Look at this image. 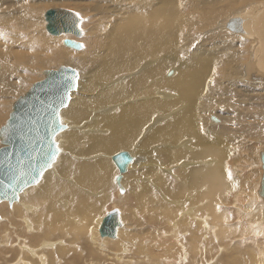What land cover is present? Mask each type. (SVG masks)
Instances as JSON below:
<instances>
[{"label":"bare ground","instance_id":"bare-ground-1","mask_svg":"<svg viewBox=\"0 0 264 264\" xmlns=\"http://www.w3.org/2000/svg\"><path fill=\"white\" fill-rule=\"evenodd\" d=\"M159 1L162 4H166L164 7V16H159L152 21L143 19L141 18V11L147 4L141 0L132 2L128 8L136 10L137 12L128 20L118 23L119 29L113 36L109 37L110 46L98 59L99 69L95 70L94 80L97 79L98 84L101 83L102 85L99 107L93 113L90 112L87 114L86 110L80 107L78 103L73 105V97L80 90L81 74L82 72L89 71L88 63L93 57V52L85 49L77 52L61 49L58 48V43L54 45L48 42L45 36L41 38V34H38L43 40L42 42L47 52L54 51L51 59L47 57L42 59L39 56L24 59L20 52H18L19 54L17 53L25 65L34 64L40 67L61 63L72 66L74 69L76 68L75 70L79 73L76 89L71 91L67 104L59 111L60 116V112L70 101L68 107L61 114L62 119L67 122L68 127L59 134L61 136L68 135L66 137L67 140L63 138L67 145L58 146L59 152L52 166L42 174L37 184L30 185L31 187L27 186V189L25 188L26 190L23 189L18 194L21 195L20 201H27L28 191L31 192L29 194L30 198L32 196L43 197L45 203H41L37 199L31 200V203L37 202L44 208L42 209L40 219L44 223H48V214L52 212L57 222L55 228L58 230L72 229L75 240L77 241H72L74 239L70 234H64L68 244L67 248L59 251L60 254L74 262H83V260L93 261L99 255L100 248L105 250L107 246L102 244L97 249L91 246L95 243L98 244L93 237L95 231L92 229L88 232L81 228L86 227L84 223L80 227H69L71 223L67 221L65 214L60 212L52 203L50 206V202L48 203L47 199L67 195L73 202L62 200L60 204L65 208L67 207L68 213L81 218L94 212V216L96 211L101 210L103 206L93 203L91 199L82 198L81 193L73 188H80L85 195L89 192L94 196L91 191L92 189L104 187L105 190L99 189L102 192L100 196H102V200L106 199L103 205L106 203L108 205L113 201L110 195L112 190V182L110 179L111 170L114 172L116 178L117 197L121 199L129 191L127 180H131L138 187H141L143 183H141V179L144 180L145 174L146 176L149 175H147V173H150L149 171L147 172V169H149L154 172H151V175L153 177L155 175V180L154 182L151 181L152 184L149 185L148 183L145 185V191L144 189L142 191L148 195V202L151 207L155 208L154 205L159 206V213L167 214L166 216L169 219L167 233L162 232V228L159 225L158 227L153 225L152 227L149 226L145 230V234H151V240L146 243V240L142 238L140 239V243L133 247L134 242L129 243L126 241L124 239V232L118 226L116 238H106L107 241L113 245H117L119 248L118 253H113L118 256L134 254V252L140 251L141 247L150 245L147 249V254L154 256L153 258L158 256L160 257L159 259H167L165 261L166 263L173 262L177 264L175 262L177 261V254L175 252L180 250L181 246L187 245V264L192 263L191 259H195V263L197 264H220L222 261H226L227 263H234L236 261L241 264H250L252 261L251 257L243 251H237L230 257L223 255L224 251L229 249V243H232V245L254 247L258 259L261 260L260 264H264V199L261 195L264 177V164L262 160V154L264 152V121L256 125L245 119L246 116L260 113L259 106L264 101V86L260 91L252 93L250 95L251 97H248V99L253 100L248 108L231 107V110L236 113L234 116L226 115L222 121L212 114L207 117L201 116V111L208 106L204 103V100L212 97L213 90H217L219 96H222L219 98L220 101L229 103L230 98H226V96L232 92H236V89H233L231 84L236 88L240 87V84L264 85V82L254 81V79L264 80V0H250L248 4L241 5L232 11L231 9L235 4L249 0H224L223 2H227V6L217 9L211 16L204 17L203 20H197L199 13L195 5L196 0ZM218 1L211 0L209 4L217 3ZM185 5H191L193 10L185 15L189 23V40L187 44L181 42L180 44L171 45V39H175L172 33V26L182 21L181 15H184L183 9ZM27 6L29 11L33 13L42 9V5L32 6L27 4ZM227 13L230 14L216 21V24L211 26L213 28L205 32L203 29L200 32V42L221 35V38L218 39L219 41L214 44L215 48L203 51L207 54L206 60L197 57H194L191 61H185L183 58H173L175 57V51L193 45L195 40V37H193L195 36V26L209 25L212 23L213 18ZM13 17H16V14ZM45 22L48 24L47 19H45ZM149 22H154L155 25H147ZM6 23L7 20L3 15L0 18V37H3L5 34L1 25L4 26ZM222 30L227 32L233 31L234 35H237L239 38L250 41L248 56L243 64V69L239 68L245 57L241 55L240 51L228 47L234 43V40L229 39L230 33H225ZM182 31H184V28ZM223 33L228 38L223 37ZM63 34L74 35L72 33ZM161 35L166 36L165 40H163L164 37L163 39L161 38ZM70 38V40L80 42L84 37H76L74 35L73 38L71 36ZM141 41H144L148 47L141 46L139 44ZM169 45L171 46L170 50L165 51ZM71 48L81 50L83 44L81 49L76 47ZM221 49L226 50L225 55H221L219 52ZM148 52H152L157 57H149L138 63L136 59L141 56L145 58ZM160 55H162V59ZM166 56L168 59H176L182 64L179 67L181 69L179 75H177L178 69L173 67L175 70H173L172 76H167L168 71L165 77L162 76L163 61ZM230 57H237V63L231 68L226 69L224 68V64ZM214 65L216 69L223 67L226 71L230 72L232 68L235 69V76L232 74L225 76L224 72L222 74L224 78H221L218 72L213 74ZM18 69L19 67L15 72ZM47 70L51 69L44 70V74ZM8 72L12 76L17 77L16 82L4 81L8 76ZM15 72L9 64L8 54L5 51L4 53L2 52L0 54V95L5 93L7 88H10V91L4 97H0V105H6L4 101L7 98L10 99L21 90L24 83L31 78L30 75H17ZM212 75L215 83L210 81ZM128 79H133L129 87H123L119 90L113 88L114 85H117V82L125 83ZM113 81L116 83L111 85ZM89 84V78H87L86 86L88 87ZM237 92L232 94L234 98H242L244 96L239 91ZM117 96L143 98L138 99L136 103L124 107L119 112L111 113L113 106H109L111 104L110 101L113 97L117 98ZM2 114L3 110L0 109V117ZM66 114L68 117H66ZM261 114L264 116V111ZM73 119L82 120L73 126ZM77 124L78 126H76ZM79 126L82 127V134L85 131L86 135L89 133L91 136V144L87 148L82 147L83 145L79 142V137H72L73 129L74 131H79V128H81ZM159 126L161 127L157 128ZM217 126L220 129L215 128ZM103 129H105L104 134L98 133ZM80 132L78 133L81 134ZM85 134L84 136L82 135L84 138L86 137ZM249 138H256V140L248 141ZM141 140H143L141 146H145L146 148L152 144L154 145V143L158 144L156 145V152L159 158H156V160L153 159L151 156L152 152L148 149L146 150L149 152L142 150L143 147L141 146L144 154L139 153L136 156L135 151L137 149L134 147ZM167 140L171 142H166ZM237 141L239 149L237 160H243V152L246 149L251 151V146L254 148L256 154L254 157H247L242 161L243 167L238 178H246L249 180L255 177V175H258V177L252 190L250 192L246 191L248 200H243V206L239 210L236 209L233 216L231 215L233 218L232 222L230 217L232 208L230 206L229 209L223 208L217 204L229 196L234 183L233 180L236 179L235 177H229L225 166L232 155L229 144ZM172 142L177 143L172 145ZM242 143L246 144L244 151H241L240 148ZM162 148H174L177 151H163ZM121 149L122 151L128 152L131 157V159L127 160L124 172L119 170L113 160V156L122 152L117 150ZM124 149H128V151ZM102 151L109 154L102 157ZM113 151L117 152L113 154ZM91 153H96L93 159H84L81 161L76 159L79 155ZM172 161L178 162L172 167H167L164 164ZM147 166L149 168L146 169ZM195 166L201 167L193 169L190 175L184 176L182 182L184 184L195 185L199 190L197 194L201 196L202 200L188 204L187 208H183L180 207V201L185 193V187H177L178 197L174 199H171V197L165 194V192L171 193L175 186L169 173L173 169L179 168L187 171ZM236 168L238 170V166ZM173 174L175 173L172 172ZM118 177L120 183L117 182ZM175 177L177 176L175 175ZM150 179L152 180V178ZM113 186L115 187V184ZM120 186H122V190H120ZM134 191L136 200L138 201L139 197L137 196V192L139 190L136 191L134 189ZM160 194L162 199H159ZM8 205L9 210H14L18 207L15 203ZM25 206L29 208V205L26 203ZM178 207H180L179 215L174 212ZM10 214L11 212L8 211L7 216ZM103 218L104 216L100 217V224ZM121 220L124 223L122 217ZM50 226L48 223V227ZM205 230L208 232H205ZM164 233H166V236H163ZM235 233L236 235L233 241L231 235ZM213 237H215V240ZM57 241L55 243L44 240L42 245L56 252L59 247H64L61 239ZM199 245L202 246L199 247ZM133 248L137 249L133 250ZM219 248H221L220 254ZM26 250L32 254H27L22 248L19 251L21 254L19 255L20 262L16 264H33L30 259L38 262V264L49 263L47 251L39 252L31 248ZM214 258H217L215 262L213 261ZM161 263L163 262L161 261Z\"/></svg>","mask_w":264,"mask_h":264},{"label":"rangeland","instance_id":"rangeland-1","mask_svg":"<svg viewBox=\"0 0 264 264\" xmlns=\"http://www.w3.org/2000/svg\"><path fill=\"white\" fill-rule=\"evenodd\" d=\"M135 1H138V0H1L0 3L2 5L0 6V15H1L0 18H2V16L4 15L7 20V23L5 25L3 24L4 26L1 25L2 29L5 31L4 32L5 34L3 35V37H0V54L2 52L4 53V51L6 54H8L9 64L12 70H14V72L19 67V69L15 72L17 75H30L31 78L24 83L21 90H19L16 94H14L10 99L7 98L6 101H4V104L6 105H0V109L3 110V114H4V115L2 114V116L0 117V126H1L0 128H2L7 123L10 117V114L13 111L14 102L17 99H19L21 96H23L32 87L34 83L40 80H43V78L45 77L44 70L58 69L62 66H69V65H65L61 63L59 64V63H54V62H53L54 64L52 65L40 66V67H37L34 64L25 65V63L17 55L18 52H20V54L23 55L24 59H30L32 57L34 58V56H39L42 59H45V57L51 59L53 57L52 55L54 54V51L47 52V49L44 46V43L42 42L43 40L41 39L42 36H45L48 39V42L54 45L58 43V48H61V49L69 50L71 52L82 51L85 49V50L93 52V55H92L93 57L88 63L89 71L82 72L81 74L80 90H79V93H76L75 96L73 97V105L78 103L80 107L86 110L87 114H89L90 112L92 113L95 112V109L99 107V102H100L99 97L101 95L100 91H101V85H102L101 83L98 84L97 79L94 80L95 70L99 69L98 59L104 53V51L109 48L110 46L109 37L113 36L114 33L119 29L118 23L128 20L129 18L132 17V15H134L137 12L136 10H132L131 8H128L129 5ZM141 1L147 4L141 11V18L152 21L159 16L165 15L164 7L166 4H162L159 0H141ZM210 1L211 0H196L195 1V5L199 13L198 15L199 18L197 20H203L204 17L211 16L213 12L216 11L217 9L227 6V2H223L224 0H219L217 3H213V4H209ZM248 2H250V0L235 4L232 7L231 11L241 5L248 4ZM27 4L32 5V6L42 5V9H39L33 13L29 11ZM57 7L68 8L72 11H75L81 17L79 26L82 29L83 33L80 37H84L80 41L83 44V48L81 50H75L74 48L72 49L71 47H68L64 44L65 39H71L70 36L73 38L74 35L73 36L69 34L53 35L48 31L47 24L45 22V19H47L45 14L49 9L57 8ZM191 7H192L191 5H185L184 6L185 10L183 9L184 15L179 14L181 15L182 21L179 24L172 26V33L174 34L175 39L174 40L171 39L172 40L170 43L171 45L180 44L181 42L184 44H187L190 33H189L188 18L185 15L193 11ZM230 13L221 15L217 18H213L212 23H210L209 25L198 26V27L195 26V29H196L195 36H193L195 37V40H194L193 45L185 49L175 51L174 52L175 57L173 58H183L185 61H191L194 59V57H197L199 59L206 60L207 54H205L203 51L206 49L215 48L214 44L217 41H219L218 39L221 38V35H217L215 37H211L209 39H206L200 42L201 37H199V35H200L201 30L204 29V32H205L206 30L213 28L211 26L216 24V21H218L220 18ZM14 14H16V17H13ZM149 24L155 25L154 22H149L147 25ZM183 28H184V31L181 32ZM222 31L225 33H230L231 35L229 39L234 40V43L230 44L228 47L236 51H240L241 55L245 57V59L241 62V65L239 68V69H243V64L245 63L247 56H248V47H249L250 41L239 38L237 35H234L233 31H230V32H227L224 30ZM225 33H223L222 36L228 38V36ZM38 34H41L40 35L41 38ZM165 37H166L165 35H161V38L163 40H165ZM212 39L213 41H211ZM139 44L143 47H148L144 41L139 42ZM170 48L171 46L169 45V47L165 51H169ZM225 51H226L225 49H221L219 52L221 53V55H225ZM160 56L162 59V55ZM149 57H157V56L153 54L152 52H148L145 58L141 56V57H138L136 60L139 63ZM236 63H237V57H230L229 60L225 62L224 68L226 69L229 67L231 68ZM181 65L182 64L179 63L176 59H168V57L166 56V58L163 61L162 76L165 77V74L167 71H168L167 76L169 77L172 76L174 72L173 70H175L173 67L178 69L177 75H179L181 72V69H179V67ZM69 67H72V66H69ZM224 68L221 67L219 69H216V66L214 65L213 74H216L218 72V75H220L221 78H224V76L222 75L224 72H225L224 73L225 76H228L229 74H232L233 76H235V72H236L235 69L232 68L230 72V71H226ZM87 78H89V82H90L88 87L86 86ZM132 80L133 79H128L125 83H120L119 81L117 82V85L113 86V88L119 90L123 87L125 88L129 87L131 85ZM4 81L16 82L17 77L12 76L11 73L8 72V76L5 78ZM210 81L212 83H215L213 79V75ZM115 83L116 82L113 81L111 85ZM263 86L264 85L240 84V87L236 88L235 86L231 84V87L233 89H236V92H232L231 94L226 96V98H230L229 103L220 101L219 98L222 96H219V93L217 90L215 91L213 90L212 97L208 98L207 100H204V103L208 106L201 111V116L207 117L210 114H212L213 116H216L217 118L221 119V121L226 115L234 116L236 115V113H234L231 110V107L248 108L249 104L253 101L252 99H248V97H251L250 95L252 93H256L257 91H260ZM9 91H10V88H7L6 92L2 93L0 97H4L5 95L9 94L8 93ZM237 91L244 94V96L242 98H234L232 94L238 93ZM117 98L113 97V99L110 101L111 104L109 106H113L111 113L117 112V111L119 112V110L123 109L126 106H129L130 104L136 103L138 99L140 100L143 97H140V98L129 97L128 98L127 96H117ZM68 105L64 107L62 111L66 109ZM259 109L261 110L260 113H258L257 115L246 116L245 119L256 125L259 122H263L264 116L261 114V112L264 111V101H262V103L260 104ZM62 111L60 112L59 119H60L61 124L64 125L65 128L61 130L60 132L64 131L68 127L67 122L63 120L61 117ZM66 117H68L67 114H66ZM81 120L82 119H73L74 121L73 126L76 123H79ZM76 126H78V124ZM160 127L161 126L157 128H160ZM215 128L220 129L219 126ZM105 129L101 130L98 133L104 134ZM77 131H74L73 129L72 137L73 136L79 137V142H81L83 145L82 147L87 148V146L91 144L90 134L87 132L88 134L86 135L85 131L82 134V131H83L82 127L79 128V131H81L80 133L83 136L85 134L86 137L84 138L81 134L78 133L79 131L78 132ZM60 132L56 134L54 139L57 142V146H65L67 145V143L65 142L63 138H66L68 135L61 136L59 135ZM143 140H141L137 145H135L137 147V148L134 147L135 149H137L136 151L134 149L136 153L135 155L137 156L139 153L144 154V151L142 152V150H145V151L149 150L150 152L154 153V154L151 153V156L153 159L156 160V158H159V156L157 155L158 153L156 152V148H157L156 145L158 144L154 143V145L152 144L150 147L146 148L145 146L144 147L141 146ZM254 140H256V138L248 139V141H254ZM238 141L231 142L229 144V148L232 151V155L227 161V164L225 166L229 177H235L236 179L233 180L234 183H233L232 190L229 196L217 204L218 206L223 207V208L229 209V206L232 208L231 213H230L232 222H233L232 216L234 215L236 209L239 210L240 207L243 206L242 205L243 200L247 199L246 191L250 192L252 190V187L257 182L256 178L258 177V175H255V177H252L249 180L246 178H238V176L241 174V169L243 167L242 161L245 160L247 157H254L256 155L254 148H252L251 146V151L246 149L245 152H243L244 159L237 160L238 152H239ZM1 142L2 141L0 138V147H2L1 145H3ZM166 142H171V141L167 140ZM176 143L177 142H172L171 144L175 145ZM245 143H242L240 145L241 151H244V147H246ZM140 146L143 147L142 150ZM162 149L163 151L165 150L177 151V149H174V148H162ZM124 150L128 151V149H124ZM117 151H122V149L117 150ZM117 151L115 152L113 151L112 153L114 154ZM94 154L96 153L79 155L76 159L78 161H81L84 159L85 160L91 159V158L93 159ZM102 154H103L102 157H105L106 154H109V153L102 151ZM153 159L150 158V160L152 161ZM177 162L178 161H172L170 163H164V164L167 167H172ZM236 166H238V170ZM198 167H201V166H195L187 171H183L182 169L177 168V169L172 170V172H174L175 174L172 175V172L169 173L171 176L170 178H172V180L175 183V186L171 193L165 192L166 195L171 197V199H174L178 197L177 187H181V186L185 187V193L181 197L180 207L187 208L188 204H193V203H196L202 200L201 196L197 194L199 190L195 185L184 184L182 182V180L184 179V176L190 175L192 173V170ZM147 168H149V166H147L146 169ZM148 171L150 173H147V175L148 174L149 175L146 176L145 174L144 180L141 179V183L143 182L141 184V187H138L137 184H134L131 180H127L129 184L128 185L129 191L125 194L123 198L120 199L117 197V187H116L117 184L115 183L116 181L115 174L111 170L110 179L112 182L111 183L112 190L110 192V195L112 196L113 201L110 202L108 205L107 203L103 205L106 199L102 200L101 198L102 196H100L102 192L99 191V189L105 190L104 187L99 188V189H92L91 191L93 192L94 196H92V194L87 192L86 194L89 197L85 195L80 190V188L79 189L76 187L73 188V189L78 190L81 193L82 198L91 199L93 203L99 204V206H103L101 210L96 211V214L94 216H93L94 212L87 214L86 217L82 216L81 218H78L75 215H71L70 213H68L67 207L65 208L64 206L60 204L62 200H69L70 202H73L67 195H63L62 197H59V198H53V197L49 198V196L47 195V197L49 198L47 199V201L48 203L50 202V206L52 203V205H54L60 212L65 214L67 221L71 223L69 227H72V228L80 227V225L84 223L86 227H81V228L85 229L88 232H90L92 229L95 231L93 237L96 239L98 244L95 243L91 246H93L95 249H97L98 246L102 244L103 245L105 244L107 246L105 250H102L99 247L100 253L97 257L93 259V261L83 260V262L82 261L74 262V261L67 259L66 257H63L60 254L59 251L67 248V244H68V242H66L67 240L65 239L64 234H70V236H73V239H74L72 241H76V240L73 235L72 229L58 230L55 228L57 222H56V217L52 212H49L48 214V223L49 225H51L50 227H48V223H44L40 219L42 209L44 208H42L41 207L42 205L37 202L31 203V200L37 199L39 202L45 203L43 197L32 196L30 198L29 194L31 192L28 191L27 201H20L21 195H18V199L13 201V203L17 204L18 207L17 209H14V210L10 209L11 211L9 210V205H8V204H11L10 202L8 201L0 202L1 204L0 215L2 216L0 218V264H16L17 262H20L19 255L21 254L19 253V251H21L22 248L29 255L32 253L26 250L28 248L35 249L39 252L47 251L48 252L47 255L49 257L48 264H134V263L135 264H143V263L144 264H153V263L154 264H175L173 262L166 263L165 261H167V259H164V258L159 259L160 257L158 256L157 257L155 256V258H153L154 256L147 254L148 252L147 249L150 245L148 246L145 245L141 247V250L138 252H134V254H126L123 256H118L117 254L113 253V252L118 253V250H119L118 246L111 244L106 239V238L115 239L116 237L115 238L101 237L100 235V228H101L102 223L100 224L99 219L100 217H103V216L105 217L107 213L113 208H117L120 211V215L123 218L125 225L124 223H122V220L120 217L122 225H120L119 227L122 229V231L125 234L124 239L128 241L129 243L134 242L132 245L133 247H135L136 244H139L140 239L142 238L146 240V243H148L151 240V234L149 235L148 233L145 234V230L149 226L152 227L153 225V226L158 227L159 225L162 228V232L167 233L166 230H167V226L169 225V219L166 216L167 214H163V213L160 214L159 206L154 205L155 208L151 207L148 202V197H147L148 195L144 192L145 187H146L145 185H147L148 183L150 185L152 184L151 181L154 182L155 180V175L154 177L153 175H151V172L153 171L147 169V172ZM175 175L177 177H175ZM149 177L152 178V180ZM236 180H237V186H236ZM113 184H115V187L113 186ZM68 187L71 188L70 185H68ZM134 189H136V191L139 190L137 192V196L139 197L138 201L136 200V194H135ZM143 189L144 191H142ZM159 199H162L161 194H160ZM25 203L29 205V208L25 206ZM180 207L174 210V212L177 215H179L180 213ZM166 208H170V207H166ZM8 211L11 212V214L7 216ZM205 232H208V231L205 230ZM166 233H164L163 236H166ZM235 235L236 233L231 235V237L233 238V241L235 239ZM213 238L215 240V237ZM58 239H61L64 247H59L56 252L53 250L47 249L48 247H44L42 245V242L44 240H48V241H52L56 243L58 242L57 241ZM87 240H88V236H87ZM201 246L202 245H199V247ZM187 247H188L187 245L181 246L180 250H178L179 252L178 251L175 252L177 254V258H176L177 261H175L177 264H187V261H188V255L186 254ZM135 249L137 248H133V250ZM192 251H193V247H192ZM237 251H243L249 257H251L252 261L250 264H254V263L260 264L261 260L258 259L257 252L255 248L252 246L243 247L241 245H232V243H229V249L227 251H224L223 255L230 257L233 255V253ZM220 253H221V248H219V254ZM216 259L214 258L213 261L215 262ZM160 260L163 263H161ZM30 261L33 264H38V262L34 261L33 259H30ZM191 262H192L191 264H197L195 263V259H191ZM220 264H241V263L236 262V261L234 263H227L226 261H222Z\"/></svg>","mask_w":264,"mask_h":264},{"label":"water","instance_id":"water-1","mask_svg":"<svg viewBox=\"0 0 264 264\" xmlns=\"http://www.w3.org/2000/svg\"><path fill=\"white\" fill-rule=\"evenodd\" d=\"M47 29L53 35L72 33L81 36V18L68 8L57 7L46 12ZM64 44L81 49L80 42L65 39ZM79 73L72 67L62 66L47 70L45 78L32 85L29 91L15 101L7 123L0 129V202L13 203L27 186L37 184L42 174L55 161L58 150L55 136L65 127L59 111L67 104L76 88ZM255 82H264L254 79ZM59 148V147H58ZM130 154L122 151L113 156L121 172L125 171ZM264 164V152L262 154ZM264 169V167H263ZM118 183L119 177L117 180ZM261 195L264 199V177ZM122 190V186H120ZM122 225L120 211L111 209L103 218L101 237H115Z\"/></svg>","mask_w":264,"mask_h":264},{"label":"snow or ice","instance_id":"snow-or-ice-1","mask_svg":"<svg viewBox=\"0 0 264 264\" xmlns=\"http://www.w3.org/2000/svg\"><path fill=\"white\" fill-rule=\"evenodd\" d=\"M57 150L59 151V148H58V146H57Z\"/></svg>","mask_w":264,"mask_h":264}]
</instances>
